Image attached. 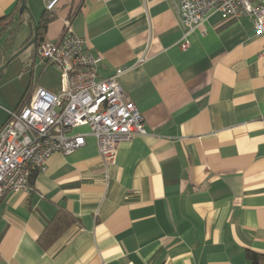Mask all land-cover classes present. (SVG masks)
<instances>
[{
	"label": "crops",
	"instance_id": "obj_1",
	"mask_svg": "<svg viewBox=\"0 0 264 264\" xmlns=\"http://www.w3.org/2000/svg\"><path fill=\"white\" fill-rule=\"evenodd\" d=\"M18 1L0 0L1 52L13 28L31 36ZM25 2L37 22L43 1ZM68 20L100 77L123 69L146 133L105 163L76 128L83 146L51 154L29 191L0 197V264H251L247 252L264 264V35L251 18L213 12L181 49L172 0H60L44 39ZM57 213L72 222L44 247Z\"/></svg>",
	"mask_w": 264,
	"mask_h": 264
},
{
	"label": "built area",
	"instance_id": "obj_2",
	"mask_svg": "<svg viewBox=\"0 0 264 264\" xmlns=\"http://www.w3.org/2000/svg\"><path fill=\"white\" fill-rule=\"evenodd\" d=\"M42 1L50 12L60 0ZM172 1L183 30L181 49L189 46L187 35L213 12L248 16L255 31L264 35V0ZM63 31L56 40H41L34 51L41 61L58 68V90L32 88L0 125V197L29 191L32 169L43 170L53 153L68 155L83 146L85 134L75 128L88 127L105 163L113 162L119 142L146 133L140 111L126 98L119 81L123 69L100 77V59L88 51L87 41L71 33L69 21H64ZM143 61L139 57L137 63Z\"/></svg>",
	"mask_w": 264,
	"mask_h": 264
},
{
	"label": "rangeland",
	"instance_id": "obj_3",
	"mask_svg": "<svg viewBox=\"0 0 264 264\" xmlns=\"http://www.w3.org/2000/svg\"><path fill=\"white\" fill-rule=\"evenodd\" d=\"M42 6L44 7L43 2ZM8 35L4 34L0 40V66L10 59L8 65L0 72V124L6 120L8 112L25 99L30 83V89L43 87L54 93L59 86V71L56 66L41 61L31 53L30 48L21 51L22 44L29 36L28 27L23 24L13 28L11 45L1 52L2 40Z\"/></svg>",
	"mask_w": 264,
	"mask_h": 264
},
{
	"label": "trees",
	"instance_id": "obj_4",
	"mask_svg": "<svg viewBox=\"0 0 264 264\" xmlns=\"http://www.w3.org/2000/svg\"><path fill=\"white\" fill-rule=\"evenodd\" d=\"M17 4H21V0H19L17 2ZM54 15H55V10L48 12L45 9H43V11L40 15V18L37 21L36 45L41 40L44 39V34L46 31L47 24L53 19ZM29 23H30V21H29ZM32 36H33V29L31 31V36L23 43L22 47L32 38ZM38 171H39L38 169H32L31 170L30 178H29L30 183L32 182L35 174ZM71 222H72V220L68 214H66V213H59L58 214L57 213V215L47 225V227L45 228V230L43 231V233L40 237L39 241L42 244V246L46 247V246H49L50 244H52L59 237V235H61L66 230V228L69 226V224H71ZM247 257L251 261V264H258V261L260 260V255L253 253V252H247Z\"/></svg>",
	"mask_w": 264,
	"mask_h": 264
},
{
	"label": "water",
	"instance_id": "obj_5",
	"mask_svg": "<svg viewBox=\"0 0 264 264\" xmlns=\"http://www.w3.org/2000/svg\"><path fill=\"white\" fill-rule=\"evenodd\" d=\"M26 11L29 15V17L31 18L32 21V27H33V36L32 38L22 47L21 51H23L24 49L28 48L31 45H34L37 41V22L35 21V19L33 18V16L31 15L25 0H21V5H20V9L19 12L22 13L23 11ZM10 59H8L7 61L4 62V64L2 66H0V72L8 65Z\"/></svg>",
	"mask_w": 264,
	"mask_h": 264
},
{
	"label": "flooded vegetation",
	"instance_id": "obj_6",
	"mask_svg": "<svg viewBox=\"0 0 264 264\" xmlns=\"http://www.w3.org/2000/svg\"><path fill=\"white\" fill-rule=\"evenodd\" d=\"M35 45H36V43L34 45H31V46L35 47Z\"/></svg>",
	"mask_w": 264,
	"mask_h": 264
}]
</instances>
